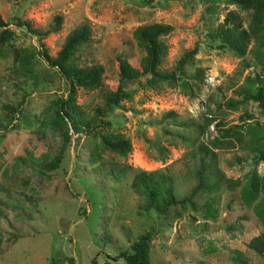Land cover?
<instances>
[{
  "label": "rangeland",
  "instance_id": "obj_1",
  "mask_svg": "<svg viewBox=\"0 0 264 264\" xmlns=\"http://www.w3.org/2000/svg\"><path fill=\"white\" fill-rule=\"evenodd\" d=\"M227 10L239 13L246 25L247 10L228 0H0V15L11 31L0 42V264H126L117 258L116 246L128 248L147 231L151 264H234L238 250L250 264H263L247 243L264 226L253 210L254 200L247 205L241 190L254 177L264 196V159L239 148L216 149L223 175L238 183L199 193L196 208L172 206L164 214L139 208L143 200L129 186L130 170L123 175L111 170L117 164L163 169L174 177L178 193L187 195L194 183L188 166L194 146L185 136L208 142L221 126L236 125L239 131L256 121L264 126V109L257 102L226 104L230 97L239 99L234 87L246 75L264 81V69L251 50L237 56L209 38L208 31ZM56 14L63 17L60 29L43 37L16 22L21 18L47 28ZM151 22L173 26L164 36L167 68L174 69L181 54L197 46L185 65L186 74L199 68L194 95L181 88L186 77L180 73L175 83L162 82L156 88L130 82L131 98L104 111L98 133L86 136L70 130L63 161L47 170L62 144L55 110L57 99H67L68 83L41 48L55 56L76 26L90 27L91 38L80 57L83 63L102 65V81L95 88L75 86V100L93 115L96 107H104L117 77L116 58L138 62L142 56L133 30ZM168 110L196 126L205 116L213 121L189 131L164 117ZM103 135L127 139L130 152L122 157L106 149ZM237 155L246 158L236 162ZM210 197L216 206L213 216L201 206Z\"/></svg>",
  "mask_w": 264,
  "mask_h": 264
},
{
  "label": "trees",
  "instance_id": "obj_2",
  "mask_svg": "<svg viewBox=\"0 0 264 264\" xmlns=\"http://www.w3.org/2000/svg\"><path fill=\"white\" fill-rule=\"evenodd\" d=\"M228 2L247 10L249 19L246 25H243L244 19L239 13L234 10H227L223 19L208 31L209 38L219 42L220 47L228 48L237 56L243 57L251 50L256 64L264 69V54L261 53L264 37V0H228ZM62 20V15H54L47 28L34 27L29 20L21 18H17L16 22L32 34L43 37L58 31L62 25ZM6 26L7 22L0 15V27H3L0 32V42L8 40L11 36V31ZM172 30L171 24L163 22L145 23L135 27L132 36L140 48L142 56L138 62L122 56L116 58L117 77L110 84V89L107 91L108 94L104 100V107H96L93 115H88L75 100V86L95 88L100 86L102 81V65L96 62L83 63L80 57L81 48L91 38L90 27L87 24L76 26L66 35L55 56H50L44 47L41 48L42 55L48 64L55 67L68 83L67 99H57L55 110L58 121L54 126L61 134L62 144L59 152L45 165L47 170H55L63 161L64 151L71 141L70 130L77 134L84 133L86 136H95L98 133V128L102 122L100 116L104 111L123 99L131 98L132 93L128 89L130 82L137 80L140 84L156 88L162 82L175 83L177 74L180 73L186 77L182 81L181 88L187 94L194 95L193 86L199 80V68L191 74H186L185 65L192 60L197 52L196 45L181 54L174 69L164 66L168 51V44L164 36ZM251 42H253L252 48L249 47ZM234 93L239 96V99L230 97L226 101L228 106L236 107L237 104L253 100L264 109V81L259 77L246 75L244 81L234 87ZM21 105L22 101L18 103V107ZM164 117L189 131L206 128L213 121L211 116H205L201 125L196 126L192 121L180 119L173 110L165 112ZM235 128L236 125L219 127L218 135L208 142H196L189 136L184 137L194 146L188 161L194 183L187 195L182 196L178 193L174 177L163 169L146 171L116 163L117 166L114 165L111 170L122 175L127 174L129 170L131 171L129 186L133 192L142 198L143 201L139 208L144 211L153 210L159 214H164L172 206L189 205L196 208L194 199L199 193L217 192L224 183H227L229 188H233L238 183V181L228 179L223 175L218 165L216 149L239 148L243 152L253 153L259 159H264V126L256 121L249 123L245 131H239ZM260 137L263 138V141L260 140ZM101 141L106 149L114 151L122 157H126L131 150L129 141L121 136L103 135ZM245 158L246 156H235L236 162H241ZM258 186L259 181L250 177L244 184L241 194L247 205L254 202L253 210L264 226V196L259 192ZM201 206L206 214L214 215L216 206L212 197L204 201ZM150 238L151 233L147 231L139 235L128 248L116 246L117 258H123L126 264H151ZM247 246L261 256L264 261V230L252 237ZM232 259L234 264H250L247 256L240 250Z\"/></svg>",
  "mask_w": 264,
  "mask_h": 264
}]
</instances>
